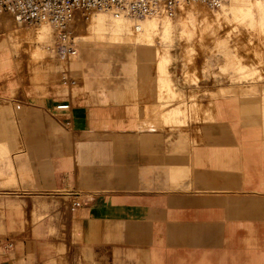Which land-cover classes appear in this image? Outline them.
I'll list each match as a JSON object with an SVG mask.
<instances>
[{"label": "crops", "instance_id": "1", "mask_svg": "<svg viewBox=\"0 0 264 264\" xmlns=\"http://www.w3.org/2000/svg\"><path fill=\"white\" fill-rule=\"evenodd\" d=\"M119 47H131L133 60H152L154 78L144 72L128 89L101 78L104 97L91 80V103L73 108L70 101L65 113L54 111L65 102L46 97L71 93L79 101L81 94L58 85L59 65L0 66V89L16 92L17 71L40 96L17 106V121L12 101L0 96V264L23 260L20 245H30L37 264L46 244L65 261L60 240L28 235L30 214L52 203L59 205L51 227L70 230L68 264H264V80L186 85L177 68L158 76L151 47L88 48L117 60ZM135 70L131 63L128 72ZM167 79L172 95L197 97L185 106V124H168L182 131L156 128L178 105L163 108L160 81ZM253 85L257 91L248 92ZM74 201L80 207L71 218ZM46 225H34L35 233ZM73 227L80 243L72 242Z\"/></svg>", "mask_w": 264, "mask_h": 264}, {"label": "rangeland", "instance_id": "2", "mask_svg": "<svg viewBox=\"0 0 264 264\" xmlns=\"http://www.w3.org/2000/svg\"><path fill=\"white\" fill-rule=\"evenodd\" d=\"M247 1L250 2V0ZM252 1L255 0H251V2ZM260 1H262L263 6L260 9H254L250 16L251 18L249 17L250 19L242 16L239 19L240 21L232 22L229 18V20L225 22L221 17L219 24L216 26L214 25L215 22L210 24V22L214 21L213 17V21L211 18L208 20L207 18L210 17V15L214 16V13L218 12V10H209L201 5L184 6L181 8L183 11L180 9L171 20L152 19L135 23L121 21L123 28L120 34L108 36L103 42H96L84 36L90 22H93L94 17L102 13H95L89 16L88 19H86L84 13H78L70 26V32L75 38V42L78 44L75 59L81 63V66L77 68H71V64H69L71 63L70 61H74V59H70L66 63L54 51V35L49 25L41 24L35 27L24 28L17 26L8 14H0V66L6 69L11 60L16 66L21 67L20 69H36L38 66L43 67V65L48 66L49 64L53 67L59 65L58 85L61 88L65 86L71 87V90L73 88L79 89L81 94L80 100L75 101L71 93L69 95L64 93V95L61 94L60 96H55L54 93V96L46 98H53L56 102H65L66 104H69L71 101L73 108L84 107V105L91 103V101L88 100L90 98L88 96L92 93L91 80L99 84L101 97H104L105 88L100 86L101 78L109 80L118 78L121 82H126L124 87L128 89L136 83V77L142 73L150 72L152 75L151 78H154L156 72L152 60L142 61L138 57L133 60L131 52L134 50L131 47H119L120 57L116 60L111 58L109 52L107 53L106 50L105 52L103 49L90 50L88 48L89 46L131 45L133 47H151L157 52L158 56V76L160 78H168L169 73L167 69L170 71L171 68H177L178 71L175 77H179L186 85L197 84L199 81H204L205 83H220L221 86H226L228 84L245 85L250 82H260L264 80V0ZM227 3L224 7L227 6ZM189 8H195L194 11L200 9L206 14V20L196 19L193 21L192 17L185 13V9L187 10ZM189 10L192 12L191 9ZM184 18L185 20H182ZM190 22H192L191 24L196 23L198 26L200 24L201 27L199 26V30H189V28H192ZM138 25L141 26V32H135L133 30V28ZM167 25L170 27L169 37L163 40V31ZM180 25H182V27ZM46 26H48V30H45ZM15 35H17L16 38L22 40L21 44L19 43L13 48L10 46L9 54L4 53L3 47L8 44L9 37H15ZM131 63L136 64L135 74L128 72ZM66 70H70V76L69 81L63 85L61 81V72ZM171 75H174V73ZM15 76L16 79H18L16 92L11 94L5 92V90L1 88L0 96L12 101L13 117L16 120L18 112L17 106L26 105L31 107L32 103H35L32 100L40 96L36 97L37 92L30 90L29 83L25 79H19V72L16 71ZM3 82V80H0V85ZM50 82L52 83L49 88L52 87L55 89L56 87L53 81L51 80ZM160 84L162 87V94L166 95L168 98L163 100L165 101L163 108L169 107L170 105H178L177 107H173V110L170 111L164 119V123L167 125L158 126L156 128L182 131L184 126H172L168 124H185V106L187 104L190 105L192 102H196L197 97L195 95H190L189 100H187L184 96L172 95L168 79L166 81H160ZM256 88L257 86L253 85L248 92L257 91ZM228 91L235 92L233 89ZM228 91L224 89L219 90L220 93ZM85 93H88L86 94L88 95V99L85 97ZM210 98H213V96L210 95ZM100 103L105 104L104 102ZM117 103L127 102L120 101ZM128 103L136 102L129 101ZM47 120L51 121L48 117ZM191 121H196V119L191 118ZM17 130L23 133L21 132L22 129L19 124H17ZM58 205V203H52L50 208L33 210L30 214L31 226L29 224V236L39 239L43 238L47 241L56 239L60 240L61 243L65 245H62L65 247V261H62L60 254L56 255L53 245H44L43 248L46 259L42 264H68L69 262L70 247L65 243L70 236L68 226L60 223V230H57V232L51 227L54 220L52 211H56ZM56 220H60L58 215L56 216ZM44 221H46V227L49 226L44 229L45 233H35L34 225L41 224ZM71 234L72 242L80 243L79 239L74 235V227ZM20 248L24 251V259L16 264H37L32 258V249H30V245H20ZM128 257L133 258L131 255ZM139 263L143 264L140 261Z\"/></svg>", "mask_w": 264, "mask_h": 264}, {"label": "built area", "instance_id": "3", "mask_svg": "<svg viewBox=\"0 0 264 264\" xmlns=\"http://www.w3.org/2000/svg\"><path fill=\"white\" fill-rule=\"evenodd\" d=\"M227 0H0V14L11 16L17 26L29 28L48 24L56 34L53 46L56 54L66 63L76 53L75 38L69 31V24L78 13L95 10H109L129 18H154L175 16L180 4H199L209 9H217ZM70 70L62 73L61 81H69ZM73 83V82H70ZM74 84V83H73ZM68 104L54 107L55 112H68ZM80 207L74 201L70 216L75 218ZM11 246L8 245V248Z\"/></svg>", "mask_w": 264, "mask_h": 264}, {"label": "bare ground", "instance_id": "4", "mask_svg": "<svg viewBox=\"0 0 264 264\" xmlns=\"http://www.w3.org/2000/svg\"><path fill=\"white\" fill-rule=\"evenodd\" d=\"M250 2H251V0H250ZM250 2H248L247 0H227L219 8L213 9V10H218V12L214 13V16L210 15V17H208L207 20L209 18H211V20H212V17H213L214 21L212 20L213 22H210L211 21L210 20L209 22H210V24L215 22L214 25L216 26L217 24H219V22L221 20V17L223 18V20L225 22L228 21L229 18H230V21H232V22H237L242 16H245V17L249 18L251 16L252 11L254 9H260L263 6L262 1H260V0H257V1L255 0V1H252L251 3ZM226 3H227V6L224 7V5ZM187 5H199V4H185V3L180 4L178 9H177V12L182 7L187 6ZM189 9H191L192 12H190ZM189 9H187V10L185 9V13H186V15L191 16L193 21L196 20V19H198V20H206V14L204 12H202L200 9L195 10V11H194L195 8L194 9L193 8H189ZM207 9H209V8H207ZM181 10L183 11V9H181ZM209 10H212V9H209ZM95 13H102V14L98 15L97 17H94V21L90 22V24L88 25V28L85 31L86 33H85L84 36L85 37L87 36L88 38H91L93 41H96V42L97 41L103 42V41H105L107 39L108 36H113V35L120 34V32L122 31V28H123V25H122L121 21L129 22V23H135V22H141V21L152 20V19H156V20L169 19V20H171V18H168V17H165V16L154 17V18H129V17L123 15V14H116V13H114L112 11H109V10H95V11L84 13V15H85L86 19H88L89 16H91V15H93ZM74 18H73V20H74ZM73 20L69 24V31H70V26H71ZM182 20H185V18L182 19ZM118 21H120V22H118ZM191 23L192 22H190V25H191L192 28H189V30H193V29L199 30L200 24L198 26L196 23H193V24H191ZM39 25H41V24H39ZM42 25H45V24H42ZM36 26H38V25H36ZM180 26L182 27V25H180ZM33 27H35V26H33ZM188 27H190V26H188ZM45 30H48V26H46ZM51 30H52V33L54 35V43H55L56 34H55L54 30L52 29V27H51ZM133 30L135 32H141V26L140 25L135 26L133 28ZM169 33H170V27H169V25H167L165 27L164 31H163V40H165V39H167L169 37ZM184 33H185V31H184ZM16 37H17V35H15V37H13V36L9 37V40H8L9 42L7 41L8 44L5 47H3V52L4 53L9 54L10 46L13 48V47H16L19 43L21 44L22 40L19 39V38H16ZM77 45L78 44L76 43V46ZM77 48H78V46L76 47L75 55L71 56V59H74L76 57L77 50H78ZM65 88H69V87L65 86Z\"/></svg>", "mask_w": 264, "mask_h": 264}]
</instances>
